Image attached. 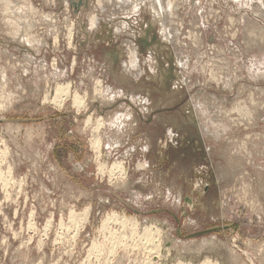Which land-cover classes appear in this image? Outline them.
Returning a JSON list of instances; mask_svg holds the SVG:
<instances>
[{
  "label": "rangeland",
  "instance_id": "374dc122",
  "mask_svg": "<svg viewBox=\"0 0 264 264\" xmlns=\"http://www.w3.org/2000/svg\"><path fill=\"white\" fill-rule=\"evenodd\" d=\"M0 173V264H264V0H0Z\"/></svg>",
  "mask_w": 264,
  "mask_h": 264
},
{
  "label": "bare ground",
  "instance_id": "6f19581e",
  "mask_svg": "<svg viewBox=\"0 0 264 264\" xmlns=\"http://www.w3.org/2000/svg\"><path fill=\"white\" fill-rule=\"evenodd\" d=\"M123 2H124V1H123ZM156 2H157V1H156ZM157 5L160 6V4H157ZM167 6H168V5H167ZM161 8H162V7H161ZM30 14H31V13H30ZM161 20H162V19H161ZM92 22H93V21H92ZM162 24H163V23H162ZM26 38H27V37H26ZM60 86H61V85L59 84V86L56 87V90H55V91H57V93H59V92H60V93L63 92V91H64V88H65L66 86H68V85H63V86H65V87L61 86V87H63V88H61ZM59 87H60V88H59ZM68 88H69V87H68ZM68 88H66L65 90L67 91ZM57 89H58V90H57ZM66 91H65L64 93H61V94H62V95H65ZM54 93H56V92H54ZM57 93H56V94H57ZM66 94H68V93H66ZM57 95H58V94H57ZM54 96H55V95H54ZM59 96H60V94H59ZM57 97H58V96H57ZM60 97H61V96H60ZM61 98H62V97H61ZM44 99H45V98H44ZM59 99H60V98L55 99V100H57V101L59 102ZM62 99H63V98H62ZM46 100H47V98H46ZM74 102L77 103L76 105L80 104V102L77 100V96H76V95H73V103H74ZM52 103H53V102H52ZM60 103H61V101H60ZM57 107H58V106H57ZM59 107H60V106H59ZM78 108H79V107H78ZM96 121H97V120H96ZM97 124H98V122H97ZM99 126H101V125H99ZM96 129H97V128H96ZM96 129H95V130H96ZM94 132H97V131H94ZM94 135H95V133H94ZM97 137H98V136H97ZM94 139H95V140H94ZM94 139H93L94 144L92 143V146L95 145L94 147H96V150H97V148L99 147V144H100L99 137H98V138H94ZM113 165L116 166V167H115L116 169H117V167H118V168L120 167V165H118L117 162H114ZM113 165H112V166H113ZM101 166H102V165H101ZM114 166H113L112 168H114ZM99 167H100V166H99ZM101 168H102V167H101ZM115 168H114V169H115ZM116 169H115V170H116ZM120 170H121V169H120ZM1 177H2V176H1V173H0V178H1ZM86 209H87V208H86ZM86 209H85V210H86ZM87 210H88V209H87ZM87 210H86V212H87ZM69 213H70V214H69V216H70V218H69V222H70V220H72V221L74 222V221L76 220V218L78 217V215L75 214L76 212H69ZM79 215H80V214H79ZM82 215L84 216V218H85V215L87 216V214H84V213H83ZM83 216H82V217H83ZM82 217H81V218H82ZM81 218H79V219L82 221ZM79 219H78V221H79ZM121 220H122V219H121ZM78 221H77V222H78ZM124 221H125V220H124ZM124 221L122 222L123 224H125ZM128 221H129V220H126L125 222H128ZM130 221H131V220H130ZM75 222H76V221H75ZM75 222H74V223H75ZM131 223H132V222H131ZM133 223H134V222H133ZM126 224H127V223H126ZM134 224H135V223H134ZM132 225H133V224H132ZM133 227H134V225H133ZM133 227H132V228H133ZM135 229H136V227H135ZM129 232H130V231H129ZM132 233H133V231H132ZM135 233H136V232H135ZM153 233H154V232H153ZM144 234H145V233H144ZM144 234H143V237H144ZM146 234H147V233H146ZM114 235H115V234H114ZM153 235H154V234H153ZM151 236H152V233L150 232V233H148V236L146 235L145 237L151 238ZM148 238H147V240H148ZM145 239H146V238H145ZM145 239H144V241H145ZM151 239H155V238H153V236H152ZM148 241H150V240H148ZM145 242H146V241H145ZM156 242H157V241H155V243H156ZM150 243H151V242H150ZM155 243H154V244H155ZM113 244H114V243H113ZM115 244H116V243H115ZM132 244H133V243H132ZM143 244H145V243H143ZM151 244H153V243H151ZM154 244H153V245H154ZM157 244H158V243H157ZM111 246H112V245H111ZM118 246H119V245H118ZM143 246H144V245H143ZM154 246H156V245H154ZM113 247H114V245H113ZM152 247H153V246H152ZM208 262H209V259L205 258L203 264H209ZM215 264H216V263H215Z\"/></svg>",
  "mask_w": 264,
  "mask_h": 264
}]
</instances>
